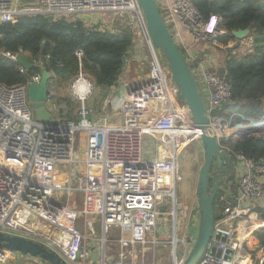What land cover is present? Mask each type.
Returning a JSON list of instances; mask_svg holds the SVG:
<instances>
[{
	"label": "built area",
	"instance_id": "built-area-1",
	"mask_svg": "<svg viewBox=\"0 0 264 264\" xmlns=\"http://www.w3.org/2000/svg\"><path fill=\"white\" fill-rule=\"evenodd\" d=\"M160 9L201 83L213 132L234 162L237 190L217 197L221 213L215 220L209 249L199 264H253L247 248L257 249L254 264H264V245L252 244L256 233L264 229V216L252 203L264 198V157L245 156L223 143L231 138L228 129L246 124H238L236 118H247L238 112L228 115L219 112L231 102V84L226 74L199 67L181 32V29L187 30L193 43H217L222 33V17L215 13L205 17L193 0H174ZM50 14L55 20L80 19L99 30L117 32L113 19L103 18L105 14H115L119 25L135 28L139 34L148 59V78L139 86H124L118 108L120 119L116 123L107 117L110 103L103 106L104 114L99 119L94 118L92 109L86 105L95 85L83 73L81 49L75 52L80 63L79 73L69 84L70 97L79 102L72 120L62 114L57 76L50 81L46 107L58 120L42 123L35 117L28 90L32 83L41 80L46 63L50 62L48 69L52 60L60 63L51 55L30 59L41 70L27 82L12 86L0 83V231L46 242L69 264H87L88 260L89 264H98L90 258L91 250L102 253L101 264H128L127 261L146 264L147 253L167 243L158 237L157 231L161 223H167L162 220L172 216L177 238L176 245L174 238L172 241L174 264H182L189 251L186 249L180 259L176 255L178 217H188V210L177 198L178 184L183 180L180 157L186 146L200 141L202 131L180 99L168 64L152 44L137 0H0V24L14 22L22 16ZM86 15L90 18L86 19ZM246 45L251 52L253 40L246 41ZM3 53L17 61L19 54ZM19 70L28 72L21 65ZM148 113L156 117L147 121ZM88 116L92 117L90 121ZM77 117L82 119L78 121ZM247 120L251 123L259 119ZM84 131L87 139L80 158L76 136ZM146 136L155 140V156L145 154ZM45 164L49 165L50 172L40 171ZM80 164L84 166L81 173L77 172ZM46 174L50 177L47 182L42 178ZM61 176L69 179L68 186L60 181ZM72 190H81L88 197L85 213L94 218L88 220L87 231L68 227L62 217L64 211L54 209L55 194ZM97 218L101 223V245L100 236L96 237ZM39 221L51 224L57 231L50 235L40 233ZM114 230L118 238L111 237ZM137 246L142 251L136 256ZM110 252L113 255L108 257ZM18 254L8 248L0 249V264H14ZM31 262L26 260L23 264ZM152 264H156L155 260Z\"/></svg>",
	"mask_w": 264,
	"mask_h": 264
},
{
	"label": "trees",
	"instance_id": "trees-1",
	"mask_svg": "<svg viewBox=\"0 0 264 264\" xmlns=\"http://www.w3.org/2000/svg\"><path fill=\"white\" fill-rule=\"evenodd\" d=\"M200 12L208 17L215 13L222 17L225 30L218 40L227 44L237 41L232 31L250 28L253 38L252 51L246 55L238 53L237 47L229 48L225 60L226 76L231 84V102L219 112L228 115L231 111L241 113L247 119L264 116V2L260 0H193ZM117 32L99 30L88 26L80 19L62 18L50 21L44 15L22 16L14 22L4 24L0 34V83L12 86L25 83L41 67L34 65L28 72L19 70L17 61L3 52L24 54L30 59L51 55L63 64L60 74L64 80H72L79 73V59L75 52L81 49L83 73L97 88H111L117 85L123 73L127 52L133 41L131 29L120 26ZM183 51V49L181 48ZM50 62L45 64L49 68ZM68 105L71 101L65 99ZM69 119H74L68 114ZM237 122L244 118L237 117ZM229 133H239L240 128H230ZM235 152L256 159L264 157V134L223 141ZM233 185L234 178H233ZM223 192H220L218 197ZM217 204V201H216ZM197 214V209L194 211ZM258 238L264 245V235Z\"/></svg>",
	"mask_w": 264,
	"mask_h": 264
},
{
	"label": "water",
	"instance_id": "water-1",
	"mask_svg": "<svg viewBox=\"0 0 264 264\" xmlns=\"http://www.w3.org/2000/svg\"><path fill=\"white\" fill-rule=\"evenodd\" d=\"M139 8L144 14L152 44L158 49L162 58L168 64L172 79L175 82L179 97L188 106L196 126L201 129V146L204 152V162L199 171L196 186L198 226L195 239H189L192 246L182 264H199L201 258L209 249L213 238L215 220L220 216L219 206L216 204L220 192L231 194L229 186L234 178V162L232 156L221 148L220 142L213 132L207 112V99L202 92L201 83L192 72V64L176 43L171 34L157 0H137ZM48 20L54 21V15H47ZM86 19L90 16L86 15ZM4 24H0V34ZM250 34V28L232 31V35L243 40ZM202 59V56L200 57ZM17 62L30 71L33 63L24 54L17 56ZM64 70L62 63L52 60L51 69L44 68L41 80L32 83L28 90L33 102L35 117L42 123H54L58 119L47 109L50 81ZM226 74V69L220 70ZM127 92L125 91L124 94ZM82 118L77 117L80 121ZM87 119L90 121L91 116ZM240 138L250 135L264 134V116L251 123L243 124L240 128ZM177 239L176 235L174 240ZM177 243V242H176ZM176 245V244H174ZM8 248L20 254L31 256L42 264H69L56 250L46 242L32 237L0 231V249Z\"/></svg>",
	"mask_w": 264,
	"mask_h": 264
},
{
	"label": "rangeland",
	"instance_id": "rangeland-1",
	"mask_svg": "<svg viewBox=\"0 0 264 264\" xmlns=\"http://www.w3.org/2000/svg\"><path fill=\"white\" fill-rule=\"evenodd\" d=\"M261 2H264V0H260ZM102 16V15H100ZM103 18L106 19H113V24L115 26L119 25L117 16L115 14H105ZM146 52V51H145ZM63 76H60V74L57 76L58 83H59V98L58 101L59 104L62 106L64 105V110L66 113L73 114L76 112V109L79 107V102L74 101L70 97L69 93V84L71 82L70 80H64L62 79ZM107 91L105 89H99L95 88L94 94L92 97L87 101L86 105L90 108H92L95 111V115L98 116L100 114V109L103 106V102L106 99ZM65 99H68L71 101V105H68L65 102ZM233 112V111H232ZM231 113V112H230ZM255 120V119H254ZM111 123L119 122L117 119H111L109 120ZM248 120L244 119L243 122L238 124L247 123ZM236 123V122H235ZM231 138L233 140H237L240 138L239 133H231ZM86 132H79L76 136V151L80 158L83 156V148L86 144ZM145 148L146 151H148V155L151 154V156H155L156 154V148H155V140L151 139L150 137L145 138ZM180 171L183 176V180L178 184V191H177V198L180 203L188 210V217L182 216L178 217V227H177V237L179 239L177 249H176V255L178 258H182L184 253L190 250L192 243L188 241V238L195 239L196 232H197V226H198V216L194 215L195 208H197V199H196V186L198 182V176L199 171L203 165L204 162V152L201 146V142L199 140L193 141L190 143L184 151L181 154L180 157ZM44 165V164H43ZM82 171L83 172V165ZM36 169V167H35ZM46 170V172H50L51 169L49 168L48 164H45V166L40 167V171L43 172ZM66 171H69V168L66 167ZM63 177V176H61ZM43 181H46L50 178L49 176L43 175ZM82 192V191H81ZM60 195V194H59ZM83 193H77L73 194L72 197L68 198L66 195H63L62 198L58 199L56 197L55 200L58 201L57 205H55L54 209L61 212L64 208H66L67 205H69V209H75L76 216L79 218L80 213L83 209V199H82ZM70 202H73L75 205L73 207L70 206ZM164 216H161V219H163ZM167 223H161L158 227V237L162 240L167 241L165 244H159L155 246L154 249L149 251L147 253V256L145 257L144 261L146 264H152L155 260L156 264H174V246L172 244L173 238H174V221L172 216H166V218L162 221H165ZM100 222H97L99 234L101 233V227L99 226ZM165 229H167V232L165 233ZM258 234H256L257 236ZM259 235H264V231H262ZM119 234L116 231L114 235L111 234V237L118 238ZM102 235H100V242L99 245L102 244L101 238ZM258 237V236H257ZM255 241V239H253ZM256 242V241H255ZM254 242L252 241V244ZM151 245H149L150 247ZM253 246V245H252ZM254 247V246H253ZM252 247V248H253ZM137 253L136 256L142 251L141 246H137ZM249 250V256L253 260V264L256 260L257 256V249L254 248H247ZM248 253V251H246ZM103 258V255H102ZM32 261L31 264H42L35 258H30L28 255L18 254L16 257V260L14 264H23L24 261ZM134 262H137L136 259ZM129 264L130 262L127 261ZM87 264H89V260L87 261Z\"/></svg>",
	"mask_w": 264,
	"mask_h": 264
},
{
	"label": "crops",
	"instance_id": "crops-1",
	"mask_svg": "<svg viewBox=\"0 0 264 264\" xmlns=\"http://www.w3.org/2000/svg\"><path fill=\"white\" fill-rule=\"evenodd\" d=\"M174 0H157L160 8H164L165 6L172 4ZM121 25H118L117 27L119 28ZM131 29L132 32V36H133V41H132V45L130 47V49L127 52V57H126V63H125V68L123 70V73L120 77L119 82L117 83V85L111 87V88H105V90L108 92L106 95V99L103 102V106H105L106 103H110V105L108 106V114L107 117L109 118V120L111 119H120V114H119V103L121 101V98L123 96V91H124V86L126 84H128L131 87L134 86H139L141 84L144 83V80H146L148 78V73H149V65H148V59H147V55L145 52V48L143 45V42L141 41V38L139 36V34L137 33V31L135 30V28L129 27ZM220 30H222V33L219 36H223L226 32L225 30L222 28L221 24H220ZM181 32L183 34V37L186 41V45L189 46L191 48V51L196 55L198 63L201 65L199 67H204L210 70H214V71H219L223 68L226 69L225 67V60H226V56H227V51L229 48H233V47H237L238 53L241 55H246L247 53H249V49L246 45V41L252 39L253 38L250 36V34H248V36L246 38H244L243 40H239L237 39V41H229L227 44L220 42L218 40L217 43H212V42H199V43H193V40L191 38V36L189 35L188 31L185 29H181ZM202 56V59H200V57ZM58 80V79H57ZM97 88V87H95ZM102 89V88H99ZM58 98H59V92H58ZM59 102V101H58ZM60 103V102H59ZM103 106L100 109V114L98 116L95 115V111L92 109L93 111V116L95 119H99L103 116L104 112H103ZM64 107V105L61 106V108ZM64 109V108H62ZM232 112V111H231ZM234 112V111H233ZM62 114L69 119L68 117V113H66L64 110H62ZM149 116H147V121H151L152 119H154L155 117H153L152 115H150L148 113ZM72 116L75 118V113L72 114ZM72 120V119H70ZM238 123V122H237ZM257 135H262V134H257ZM240 136V133H239ZM148 137V136H147ZM150 137V136H149ZM151 138V137H150ZM153 139V138H151ZM145 154L146 156L150 157V155H148V151H146L145 148ZM78 171L80 172L82 171V166L81 164L78 165ZM84 168V166H83ZM84 170V169H83ZM81 173V172H80ZM237 177V176H236ZM61 179V180H60ZM58 180L64 182V184H66L67 186L69 185L68 183L70 182L69 179L66 178H60ZM68 182V183H67ZM72 183H75V178L72 179ZM235 184V188L232 184L229 186L230 191L233 193H235V191L237 190V186H236V182L234 181ZM72 187H76L75 185H73ZM77 193H83L84 195H82V199H83V209L80 213V217L78 218L76 216L77 213H75V209H69V205L66 206V208L63 209V213H62V217L63 220L66 222V225L69 226H75L76 228L83 230V231H87V222L90 219H93L94 216L93 215H88L85 213V200L88 198L87 195L85 194V192H81V190H72L71 192H61V193H56L54 196V202L57 204L58 201L55 200L56 197L58 199L62 198L63 195H66V197L70 198L72 197L73 194H77ZM60 194V195H59ZM93 197H90V199H92ZM253 205L255 207V209L262 213V215L264 216V198L263 199H257L254 200ZM73 205H75L73 202H70V206L73 207ZM97 222L99 221V218L96 219V228H97V232L98 234L96 235V237L98 238L100 235H102V230L101 233L99 234V228L97 226ZM39 232L40 233H45L46 235H50L53 232H56L57 230H55V228L48 223H45L43 221H39ZM101 227V223L99 225ZM116 231H113V234ZM255 241L254 243H256V245H261L259 238L255 235L254 237ZM112 246H114V244H111ZM112 252L108 253V257L112 256ZM90 258L95 261V263L101 264L102 261V253L101 252H96L95 250H91L90 251Z\"/></svg>",
	"mask_w": 264,
	"mask_h": 264
},
{
	"label": "bare ground",
	"instance_id": "bare-ground-1",
	"mask_svg": "<svg viewBox=\"0 0 264 264\" xmlns=\"http://www.w3.org/2000/svg\"><path fill=\"white\" fill-rule=\"evenodd\" d=\"M227 132H228V130H227ZM228 133H229V132H228ZM176 242H177V239L174 240V244H176Z\"/></svg>",
	"mask_w": 264,
	"mask_h": 264
}]
</instances>
